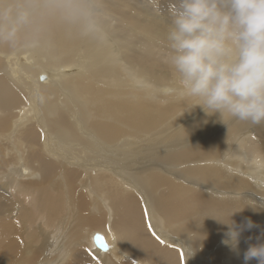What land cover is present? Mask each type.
Here are the masks:
<instances>
[{"label":"bare ground","instance_id":"bare-ground-1","mask_svg":"<svg viewBox=\"0 0 264 264\" xmlns=\"http://www.w3.org/2000/svg\"><path fill=\"white\" fill-rule=\"evenodd\" d=\"M173 8L0 0V264H243L264 241V124L186 109ZM230 219L256 225L236 250Z\"/></svg>","mask_w":264,"mask_h":264},{"label":"clouds","instance_id":"clouds-1","mask_svg":"<svg viewBox=\"0 0 264 264\" xmlns=\"http://www.w3.org/2000/svg\"><path fill=\"white\" fill-rule=\"evenodd\" d=\"M166 42L186 109L264 124V0H174ZM230 221L224 242L236 250L241 232L256 225ZM252 260L264 264L259 238L243 252V264Z\"/></svg>","mask_w":264,"mask_h":264},{"label":"water","instance_id":"water-1","mask_svg":"<svg viewBox=\"0 0 264 264\" xmlns=\"http://www.w3.org/2000/svg\"><path fill=\"white\" fill-rule=\"evenodd\" d=\"M96 236H97V235H95V237H96ZM99 236H100V235H99ZM95 237H94V244H95L98 248H100L101 250H105V249H106V244H105V242H104L102 236L97 237L96 240H95Z\"/></svg>","mask_w":264,"mask_h":264},{"label":"snow or ice","instance_id":"snow-or-ice-1","mask_svg":"<svg viewBox=\"0 0 264 264\" xmlns=\"http://www.w3.org/2000/svg\"><path fill=\"white\" fill-rule=\"evenodd\" d=\"M97 237H100L99 235H97L96 237H95V240L97 239ZM181 256H182V258H183V254H181Z\"/></svg>","mask_w":264,"mask_h":264}]
</instances>
